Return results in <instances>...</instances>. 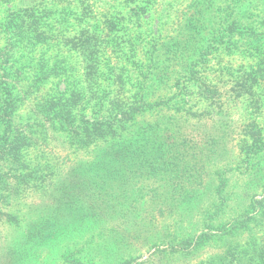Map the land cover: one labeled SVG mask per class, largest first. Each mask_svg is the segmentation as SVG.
<instances>
[{"label":"trees","instance_id":"obj_1","mask_svg":"<svg viewBox=\"0 0 264 264\" xmlns=\"http://www.w3.org/2000/svg\"><path fill=\"white\" fill-rule=\"evenodd\" d=\"M10 1L0 0V5ZM59 1L66 2L58 7L56 1H40L10 9L0 18L5 42L0 51L6 50L0 58V223H19L14 208L43 184L30 159L50 158L52 141L63 135L70 146L96 152L89 163L76 167L78 172L67 168L76 161L66 153L48 173L55 177L44 190L52 203L49 218L61 223L118 214L122 223L139 221L144 216L135 214L144 210L147 195L151 204L145 218L151 226L144 224L135 232L139 237L147 227L152 229L153 238H144L156 248L151 256L161 253L177 264L213 248L196 264H264V184L245 207L220 220L235 198L227 190L229 174L237 169L228 149L238 145L250 159L264 151V120H258L264 101L258 91L264 81V0H186L174 18L177 27L162 26L153 37L159 43L146 48L151 69L137 71L133 63L132 72L119 71L112 59L109 72L104 69L103 54L115 40L110 31L118 24L142 28L141 22L152 15L162 20L165 11L157 0ZM137 8L134 20L131 10ZM81 12L80 27L73 32L70 26L79 25L74 21ZM245 54L253 63L240 76L230 61ZM53 83L55 89H44ZM239 105H248V116L240 134L224 143L206 130L194 137L174 120L194 118L214 131ZM163 110L172 112L165 125L159 119L147 121ZM218 157H230V162ZM248 167L239 174L257 173L264 182L263 168ZM153 176L164 184L144 183ZM196 198L198 208L193 207ZM180 212L184 217L177 229L182 230L184 218L193 212L205 228L185 237L172 232L170 224L163 229L158 220ZM38 230L43 238L45 232ZM132 259L120 264H132Z\"/></svg>","mask_w":264,"mask_h":264},{"label":"rangeland","instance_id":"obj_2","mask_svg":"<svg viewBox=\"0 0 264 264\" xmlns=\"http://www.w3.org/2000/svg\"><path fill=\"white\" fill-rule=\"evenodd\" d=\"M40 1H44L46 4L50 1H56L58 7L61 5V3L66 2L61 1L60 3L59 0H11L10 2H5L0 5V18H5L7 11L10 9L25 7ZM162 2L166 7H162ZM183 2L184 4L182 5L181 3ZM157 4L161 7L160 11H165V15L162 20H160L159 16L156 15V17L153 18L152 15L151 17H148L149 19H144L143 22H141V24L144 25L142 28L136 29V26H132L130 28L123 24H118L110 31L114 33V36H109V38H114L115 40L113 41L110 49H108V51L103 54L104 69L107 70V72H109L111 66L114 65V61L112 60H116V62L119 64V66L115 64L119 71L123 70V68L129 70L130 67L132 68L133 63L136 64L137 71L140 70L138 68H142L143 66H145L144 70L151 69L152 63L150 64L151 61L149 62L147 59L149 52L146 53V48L152 45L155 46L159 43V41H156L153 37L155 34L160 32L162 26L168 23L170 30L177 27V23H174V18H177L176 14H180L181 9L186 4V0H157ZM139 10L140 9L138 8L136 10H131L133 14L132 19L136 20L135 13ZM124 13L126 15L129 14L128 11H125ZM82 15V12L77 14V18L74 21L75 24H77L76 22L79 23V20L81 19L80 17ZM80 24L81 22L79 25L70 26V29L75 32V30L80 27ZM83 26L86 25L83 24ZM129 31L132 32L131 36L129 35ZM70 34L75 35L74 33ZM4 44V37L2 33H0V49H4ZM5 54L6 50L0 51V58L4 59ZM224 57L227 58L232 56L226 55ZM165 61H167V58ZM230 62L233 64V68L236 69L235 74L240 76L247 72V70L250 69L249 66L253 63L251 56L248 54L242 55L239 61L234 62V60H231ZM78 65L79 64H76V67L82 71V67ZM107 66L109 67L107 68ZM130 71L132 72L131 69ZM62 86L63 85H61V87ZM55 87V83L52 85L46 84L44 89L47 91H52L55 89ZM258 91L261 93V97H263L264 81L260 84L258 83ZM238 107L239 108L232 110L233 114H227L223 122L219 121L218 126L215 128L213 127L214 131H211V124L206 126V122H199L194 118H191L186 123L183 122L185 117L173 119L182 126L185 124L186 130L194 132V137H197L195 135L200 134V132L206 134V132H204L206 130L208 132H212L209 134L213 137V139L216 137L219 141H221V143H224L234 135L240 134V130H242V119L248 116L246 115V112L249 109L248 105L247 107H240V105ZM26 112L27 110H22L21 114ZM171 113V111L163 110L157 113L158 116H149L147 121H150L149 123H154L157 119H159L162 121V124L165 125V123L168 122L167 119H172L169 117V114ZM255 115L256 114L254 113L249 114V116ZM260 116L258 117V120H264V101H262L261 104ZM227 118L233 119L234 121L229 125L226 122ZM206 136L209 137L208 134ZM52 145L53 155H51L50 158L45 160L41 158L38 160H33L30 159L31 156L29 157L30 161H34L35 169H38L41 173H43L42 178H40L41 173L35 174L37 178L39 177V182L43 184L41 185L40 189L32 191L27 197L25 196V199L22 198V201L17 204L16 208H14V210H16L18 207V211L15 213H17L19 216V223H0V264H77V262L78 264H120L121 260L129 258H133L132 264L174 263L172 258L167 259L165 256L161 255V253L151 256L156 248L155 246H152V243L148 242L150 239H144L148 236L149 238H153V235H155L150 234L152 231L150 227H147L146 231L141 233V236L136 237V232H139L140 229L138 227L144 224L151 226L150 219L145 218V216H148L147 214L150 212V209L147 207V205L151 204V198H149L147 195L144 200L146 202L144 210L136 212L135 214V217L138 214H140L141 217L144 216L143 218H139V221L134 220L133 218L128 222L122 223L118 218V214H112L111 216L103 218L102 220L96 217L91 218L92 220H88L89 218L81 220L70 218L62 220L61 223L60 221L51 219L52 217L49 218V216H51L52 203L50 199L45 196L46 192H44V190H47L49 187L53 186L52 183L55 181V177L50 178L48 173H50L52 169H55V167L59 166L57 162H60L61 158H63L66 153L71 154V157H73V159L76 161L73 163H67V168H74L72 170H76L78 172L79 170H77L76 167L80 166L82 163H89V156L92 154L94 155L96 152H90L88 154V150H80V148L77 146H70L66 142L63 135L57 137L55 141H52ZM228 150L229 152L231 151L229 155L232 154L231 156H233L232 164L237 169L236 171L232 172V174H229L231 177L227 190H231L233 193L231 196H234L235 198L230 202L231 204L227 206V212L223 215V217L220 218V220L227 219L228 216L234 213L235 209L238 210V208L241 209L245 207L250 200L249 196L253 193L261 192V184H264V182L261 181L260 175L257 173L239 174L240 171L246 170L245 167L247 166H252L248 168L253 169H264V151L250 159V157L248 158L247 153H245L246 149H241L238 145L233 148L230 147ZM213 157L216 158V154H214ZM219 158H221V162H230V157H228V159H225L224 157H218V159ZM221 166L224 165L221 164ZM164 182L165 181L157 179L154 176L150 177L148 181L144 180V183L149 187L159 186L164 184ZM258 182V188L255 189V184ZM249 188L251 189L249 190ZM243 194H248L246 199L241 196ZM198 201L199 198H196L194 201H192L194 208H198L197 203H195ZM188 204L189 203L185 204L184 206L187 208ZM185 207L181 208L180 210L182 211L185 209ZM187 215L188 216L184 218L182 223V230H180V228L177 229V227L180 226L177 221L179 218L184 217V212L177 213L173 216H167V218L160 219L158 221L160 224H163V229L164 225L170 224L172 226L171 231L174 233L176 232L175 234L179 235L180 237H185L186 233H189L190 236L195 235L205 228L204 223L200 220L201 216L198 213L193 212ZM35 224L40 226L34 228L33 225ZM31 228H34L33 232L31 231ZM38 229H41L45 232L43 233V238H41V233L38 234ZM159 231H161L160 228L158 229V232ZM133 232H135V234H132ZM189 234H187V236ZM37 235L40 237L35 238ZM213 250V248L201 250L198 256L189 258L185 261H180L177 264H196L199 262L198 260L201 261V259L206 258V256L209 255V253H211Z\"/></svg>","mask_w":264,"mask_h":264}]
</instances>
